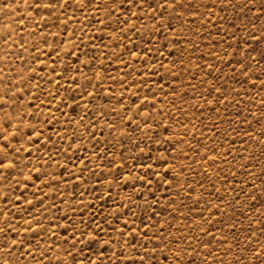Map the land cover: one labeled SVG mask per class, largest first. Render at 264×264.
Listing matches in <instances>:
<instances>
[{
	"label": "rangeland",
	"instance_id": "1",
	"mask_svg": "<svg viewBox=\"0 0 264 264\" xmlns=\"http://www.w3.org/2000/svg\"><path fill=\"white\" fill-rule=\"evenodd\" d=\"M0 264H264V0H0Z\"/></svg>",
	"mask_w": 264,
	"mask_h": 264
}]
</instances>
